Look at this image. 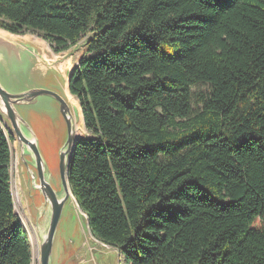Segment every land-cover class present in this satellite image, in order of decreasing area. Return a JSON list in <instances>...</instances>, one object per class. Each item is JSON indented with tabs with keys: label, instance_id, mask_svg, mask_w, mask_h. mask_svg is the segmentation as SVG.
Wrapping results in <instances>:
<instances>
[{
	"label": "trees",
	"instance_id": "16d2710c",
	"mask_svg": "<svg viewBox=\"0 0 264 264\" xmlns=\"http://www.w3.org/2000/svg\"><path fill=\"white\" fill-rule=\"evenodd\" d=\"M56 53L88 137L72 192L127 264H264V0H0ZM0 119V264H33Z\"/></svg>",
	"mask_w": 264,
	"mask_h": 264
},
{
	"label": "water",
	"instance_id": "95a60500",
	"mask_svg": "<svg viewBox=\"0 0 264 264\" xmlns=\"http://www.w3.org/2000/svg\"><path fill=\"white\" fill-rule=\"evenodd\" d=\"M18 36L0 28V119L15 138L14 156L38 239L39 263L52 264L58 225L70 211L80 218L93 249L115 250L120 258L116 248L92 234L70 186V163L81 138L77 123H84L81 104L72 102L73 70L64 74L43 40Z\"/></svg>",
	"mask_w": 264,
	"mask_h": 264
},
{
	"label": "rangeland",
	"instance_id": "374dc122",
	"mask_svg": "<svg viewBox=\"0 0 264 264\" xmlns=\"http://www.w3.org/2000/svg\"><path fill=\"white\" fill-rule=\"evenodd\" d=\"M18 37L32 40L38 39V41L39 39L43 40V42L48 47V51L52 56V60L57 62L64 74H67L73 70L85 51L86 38H83L78 44L72 46L70 49L56 53L52 51L51 46L46 40L35 33L28 32ZM40 42L44 44L42 41ZM52 75V78L60 84L61 78L56 76L54 73ZM73 97L74 96H72V98ZM73 99L77 104L80 105V102L76 97ZM80 127L83 129L80 137H88L89 134L83 122ZM11 146L14 152L16 150L15 138L13 143H11ZM12 171V188L16 211L19 214L29 236L32 246L33 264H40L37 248L38 239L35 234V227L31 221V218H29L27 210L25 209V201L23 200L22 196L23 179L20 174L15 156H13ZM51 262L52 264H127L121 259V257L119 258L118 252L115 250L96 249L95 247L93 249L92 244L89 243L88 234L85 233L80 218H78L71 211L67 218L66 215L61 218L58 225Z\"/></svg>",
	"mask_w": 264,
	"mask_h": 264
},
{
	"label": "bare ground",
	"instance_id": "6f19581e",
	"mask_svg": "<svg viewBox=\"0 0 264 264\" xmlns=\"http://www.w3.org/2000/svg\"><path fill=\"white\" fill-rule=\"evenodd\" d=\"M73 98H74V97H73ZM72 102H73L74 104H76V103H75V100H72ZM81 124H82V120L79 121V122L77 123V126H78V128H79V134H81V133L83 132V129L80 127Z\"/></svg>",
	"mask_w": 264,
	"mask_h": 264
}]
</instances>
